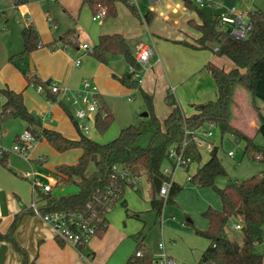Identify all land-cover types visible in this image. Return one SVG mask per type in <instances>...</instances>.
<instances>
[{
    "label": "trees",
    "instance_id": "1",
    "mask_svg": "<svg viewBox=\"0 0 264 264\" xmlns=\"http://www.w3.org/2000/svg\"><path fill=\"white\" fill-rule=\"evenodd\" d=\"M27 0H13L16 3H25ZM187 9L196 12L199 24L190 21L188 25L199 33V38L194 44L182 42L194 50L212 49L214 55L225 57L234 65L228 72L223 71L215 64L208 62L204 69L212 77L217 98L205 104L192 105L194 114L185 117L169 91L165 102L171 108L169 115L160 122L154 115L152 97L144 93L134 79V73L123 74L114 77L124 87L137 89L144 102L146 113L150 117L153 132L148 144L139 145L141 132L136 126L129 125L122 128L117 137L107 143H98L83 135L73 121L66 105L59 102L60 108L73 125L77 139H68L61 133L43 127L42 119L31 114L25 107L21 92L3 87L0 96L5 100L0 107V121L17 119L26 125L37 141L45 140L46 143L57 153H65L70 150H78L80 156L73 165L55 166L53 173L57 176L58 185L74 187L75 193L57 195L37 191L36 203L41 214L50 212H62L67 215L80 214L86 219L91 218V225L95 229V237L103 235L107 228V214L109 210L119 203L126 211L123 194L126 184L113 177L112 168L121 166L128 169L133 175L145 179L151 184L150 208L157 214L161 213L165 204H174V198L182 187L172 183L167 198H159L153 187V178L164 179L162 174L163 163L166 162L168 150L180 144L184 139V132H193L202 128L207 123H214L222 135L230 134L243 142V154L248 159L264 161V148L253 143V137L236 129L231 125L232 108L235 105L234 93L237 87L242 88L249 98L250 109L258 126L264 125V108L262 109L256 98V84L264 83V11L259 9L248 12L247 17L252 24V30L248 37L243 40L235 39L227 30L221 28L218 15L204 16L202 9L191 0H179ZM115 3L126 6L129 12L146 24L150 23L154 13L147 11L140 15L132 0H82L92 10L93 15L98 8L105 9V17L116 15ZM23 44L22 55L29 54L33 50L42 47L38 41L36 30L33 25H28L21 30ZM59 43L62 47L77 46L76 32L66 31ZM50 49H55L54 44H47ZM89 55L96 61L106 64L110 56H122L128 68L140 71L141 67L136 63L133 53L130 51L125 39L118 34L102 35L98 37L97 44L89 51ZM27 86L35 85L42 87L47 94V101L55 102L57 99L48 91L50 83H42L33 73L21 71ZM113 117L101 103L94 121L95 127L103 133L111 124ZM187 147L185 155L190 163L199 162L200 154L196 150L191 136H186ZM7 157H0V165L7 168ZM167 163V162H166ZM226 176L225 170L216 156V150L210 153L207 162L197 168L196 173L189 177L190 183L198 188H211L218 196L221 209L206 208L201 216L207 220L208 226L205 231L195 230V234L208 241V245L201 254L196 264H262V256L255 253V247L260 245L263 239L262 225L264 223V173L251 176L242 182H232L224 188H217L214 181L218 177ZM30 207L20 204L19 211L13 215L5 232H0V242L4 241L11 245L12 249L20 258V264H32L29 262L27 251L16 240L15 234L22 221L27 216H32ZM233 219L234 224H240V233L243 240L241 244L228 239L225 233L227 223ZM190 224V223H189ZM191 225V224H190ZM138 236V235H137ZM137 236L134 238L136 239ZM61 241V240H60ZM136 252H141L140 257L130 258L127 264H153L152 254L138 243ZM83 252L85 246L77 247Z\"/></svg>",
    "mask_w": 264,
    "mask_h": 264
},
{
    "label": "rangeland",
    "instance_id": "2",
    "mask_svg": "<svg viewBox=\"0 0 264 264\" xmlns=\"http://www.w3.org/2000/svg\"><path fill=\"white\" fill-rule=\"evenodd\" d=\"M202 1L203 3L207 1L213 3V6L210 8H202V12L206 18L210 14L221 16L227 15L230 10H235L244 15L243 21L246 22L248 12H253L256 9L264 11V0ZM132 2H134L139 14L142 13V15L149 11L150 7L155 8L156 4H158L152 3L150 0H132ZM166 3L174 7V4L180 3V1L162 0L159 4L164 6ZM23 5L27 7L25 12L21 11ZM71 10L72 9H69L67 6L62 5V0H27L25 3H16L15 5L12 0H0V89H2L5 84H7L8 87L14 86L17 89H22L24 86V80L21 74L22 70L33 73L42 83L48 80H50V83H64L61 82L62 80H59V78H65L67 74L66 69L63 70V65L69 64L68 59L74 60L76 56L75 49L72 46H57L55 49H50L46 46V43L52 41L54 44H57L58 39L66 31L75 30L76 26L81 23L90 33H93V27L95 26L92 22L93 13L89 7H82L80 10L77 8L76 11ZM182 14L184 13L180 11L179 15ZM29 21H32L38 41L43 44V47L41 49L37 48L29 54L22 55L23 44L20 31L28 26ZM77 42H80V44L88 43L81 39ZM213 46L214 45L211 46L212 49L214 48ZM61 48L65 49V55L61 52H56ZM89 51H91V49ZM92 59L94 62L101 64L94 58ZM100 66L106 69L111 68L117 76L123 75L128 70L126 62L122 57L107 58L106 65L102 64ZM107 76L110 77L109 75ZM109 82L110 81L106 80L107 84ZM111 89L114 88H110L109 91ZM245 95L246 94L240 87L235 89L234 97L238 98L241 105L245 103ZM58 103V100L55 102L47 101V94L45 93L38 94L35 85H30L24 94V104L31 114L37 115L42 110L52 106V108H54L52 110V117L54 120L49 126L56 128L63 134L74 135L75 133L71 128L69 120L66 116L58 112L60 106ZM109 103L113 115L111 124L103 133H100L94 123L91 122V129L85 136L98 143H107L116 138L122 128L133 125L141 132L139 145L145 147L149 142L153 127L150 117L140 116L142 113L146 112L140 93L131 92L126 95L116 94L110 97ZM249 110L251 111V109ZM249 110L247 111V115H249ZM85 123L86 121L82 122V124ZM244 126L247 128V130H245L246 134L253 137V143L256 146L264 148V132L257 129L252 133L251 130H248L250 128L247 124ZM234 127L239 130L238 126L235 125ZM261 129H264V125L261 126ZM23 130V123L17 119L0 121V132L2 133L0 146L5 151H8L7 168H3L0 165V188H2V191L4 190L8 193L3 194L6 200L10 199V201L17 204L15 198L17 196L22 204L30 207L31 201L36 199V195H32L30 184L27 179H25L24 175L32 171L46 175L48 174L47 170L55 165H72V163L77 160L79 151L70 150L59 154L50 147L44 145L43 149H45V151L43 152L46 154V162L42 165L36 162H27L23 157L12 152V146L14 145L12 140L16 134H20ZM212 140L216 141L218 144L216 156L226 173V177L220 178L218 181L219 183H226L228 181H231V183L242 182L253 175L264 173V161H259L257 159L251 160L244 156L242 141L237 140L230 134L221 136L218 129L213 130ZM228 151L234 152L233 158H229L226 155ZM199 153L200 161L192 164L190 175H192L208 158L209 153L203 149H200ZM167 166V163L164 162L163 168H167ZM182 178L181 174L177 175L176 183L181 185L180 187H182V190L175 196V203L166 204L164 207L162 214V218L164 219L162 221V231L174 261L177 264H193L200 254V251L205 248L207 243L204 238L194 234L192 226L197 229L205 227L206 223L201 216V212L203 208L211 205L210 202L218 203V199L211 190L208 194H203V191L199 190L200 188L196 187L194 184L190 182L184 184ZM142 179L139 186L140 193H135L134 187H129L124 192L123 198L126 201L127 211L125 212V209L122 208L119 203H116L109 210L106 217L108 223L111 224V222H114L120 224L121 227H125L124 230L127 234V238L118 249V254L122 255L124 258H128L135 253L137 244L134 237L137 234L140 233L142 235L145 248H148L152 252H154L156 243L159 239L158 235L161 230L159 222L161 219H158V217L155 218L154 213L150 212V189L148 188L150 183L146 179ZM75 192L76 189L74 187H64L63 190H57L56 194L68 195ZM35 207L38 208L37 203ZM31 217H34L43 225L45 224L47 226L37 215L33 214ZM186 219L190 220L192 226L186 225ZM233 223L235 222L231 219L227 223L225 230L228 239L236 242L240 240L241 234L235 230ZM16 258H18V256H16Z\"/></svg>",
    "mask_w": 264,
    "mask_h": 264
},
{
    "label": "crops",
    "instance_id": "3",
    "mask_svg": "<svg viewBox=\"0 0 264 264\" xmlns=\"http://www.w3.org/2000/svg\"><path fill=\"white\" fill-rule=\"evenodd\" d=\"M160 1L162 0H158L157 2H155V4L158 3L156 4L155 8L150 7V10H152L151 12H153L154 15L150 20L149 24H146L145 22H143V20L134 17L125 5L121 3H115L116 15L114 17L104 19L100 24L92 21L95 25L93 27V33L88 32L82 23L80 25H77L74 31L76 32L77 41L81 39L89 43H84L88 46L89 50L97 44L99 36H110L115 34L121 35L125 39L132 53L137 47L142 45H148L152 47L153 53L148 61V64L142 67L140 71H138V75L134 79L138 82L139 88L144 93L152 97L154 115L160 122H162L171 111V108L168 107L165 102L166 94L169 91L173 95L175 102L179 105L183 115L185 117H189L194 114V110L191 107L192 105L205 104L209 101H215L217 98V90L215 83L210 74L204 69V66L208 62H211L223 71L228 72L233 69L234 65L227 58L217 57L216 55H214V48L207 50H194L181 44L182 42L194 44V41L199 38V33L193 28H191L188 23L190 21H193L194 23L199 24L200 20L198 19L195 11L187 10L183 5H181V3H175L174 7H171V5L168 3H166L164 6L162 4H159ZM62 5L67 6L69 9H72L71 11H76L77 8L78 10H80L82 7H87L86 5H82V0H62ZM26 10V5H23L21 11L25 12ZM180 11L184 14L179 15ZM140 14L142 15V13ZM28 25H33L32 21H29ZM48 43L52 45L54 44V42L52 41H49L46 44ZM84 44H80V42H77V46L74 47L76 56L74 60L67 58L69 60V64L63 65V70L66 69V77L63 79L59 78V80H62L61 82L64 83L61 84L67 85L71 90L79 89L81 86V82L84 79L91 81L97 87L100 105L101 103H103L106 109L112 115L109 103V99L111 96H115L116 94L126 95L127 93L138 92V90L129 89L122 86L116 80V78H114L121 77L122 75L117 76L116 74H114L111 68L106 69L105 67L100 66L102 65V63L99 64L94 62L93 59L88 56L89 50H83L80 47ZM54 45L61 46L59 43V39L57 44ZM42 47H40V49ZM56 52H61L65 55L64 52L66 51L65 49L61 48ZM113 57L122 56H110L108 58ZM76 59H80L79 65L77 66L74 65ZM126 67H128L127 63ZM107 75H109L110 77H108ZM22 79L24 80V86L22 87V89H17L14 86L8 87L7 84L3 85V87H7L13 90L14 92H21L23 95L24 102V94L29 86H27L26 81L23 77ZM106 80L110 82L107 84ZM110 88L114 89H111L109 91ZM242 91L246 94L244 97L245 103L241 105L238 98L234 97L235 105L232 108V117L230 120L231 125L238 126L239 130L241 128V130L245 133V130H247V128L244 126L245 124H247V126L250 128L248 130H251L252 133L257 129L259 131L264 132V129H261V126H258L256 124L255 117L249 110L250 104L247 93L243 89ZM256 98L259 106L263 109L264 83L261 81L257 82L256 84ZM4 101L5 100L1 97V105L4 103ZM53 109L54 108L50 106L48 107V109L42 110L41 112H39V114L36 115L39 118H46V120L43 122V127L57 131L68 139H77V133L70 121L69 122L71 124V128L75 133H73L74 135L63 134L56 128H52L51 126H49L53 123L54 120V118L52 117ZM248 110L249 115H247ZM58 112L66 116L60 106ZM23 125L25 129L26 125L24 123ZM18 135L19 134H16L14 136L12 140L13 143L17 140ZM213 142L216 145L215 150L217 153L218 144L214 140ZM44 145L50 147L44 139L41 141H37L32 152L30 153L29 160L26 161L38 163L37 159L39 157H43L46 162V154L43 152L45 151V149H43ZM209 157L210 153L208 154L207 160L209 159ZM207 160L201 166H203L207 162ZM76 161L72 163V165L75 164ZM193 163L194 162L190 163L183 170L175 171L172 182L181 186L180 184L176 183L177 175L181 174L183 177L182 181L184 182V184H187L189 181V177L193 176L197 170L196 169L195 172L190 175V168L192 167ZM55 166L50 169L47 168L48 174L46 175H53L57 179V176L53 173ZM223 177H218L215 179L214 185L217 188H224L226 185L231 183V181H228L226 183H219V179ZM142 178L145 179V177H141V182L143 180ZM57 187V189L59 190L60 185H58ZM148 188L151 189V184ZM199 190L203 191V194H208L210 190L214 192L211 188H200ZM134 192L140 193V189ZM31 193L33 195L32 188ZM3 194L8 193H6V191L4 190L2 191V188H0V232H5L13 215L19 211L20 204H22L17 196L15 197L17 204H15L10 201V199L6 200V198L3 197ZM215 196L218 199V203L210 202L207 200L211 203V205H208L203 208L201 214L209 206L217 210L221 209L220 200L216 194ZM165 205L162 207L160 214H157L150 208V212L154 213L155 218L158 217V219H161L159 222L161 230L158 235L159 239L156 243L154 252H152L148 248H145L152 254L153 259L160 253L158 244L161 242L163 243L167 254H169L170 257L173 259L172 255L170 254L169 247L165 242L162 231V221L164 220L162 218V214ZM24 206L29 207L26 205ZM189 223L191 224L190 220L186 219V225H190ZM205 223V227L200 228L201 230L194 228L191 224L190 226H192L194 234L196 229L200 231H205L208 226L207 220H205ZM124 228L125 227H121L120 224H116L114 222H111L110 224L107 221V228L103 235L100 237H92L86 244L83 252H80L71 244H66L57 239L54 232L48 225H43L39 220L31 216L24 218L20 227L16 231L15 237L19 245L27 251L29 262L32 264H127L130 258L134 260L135 253L128 258H124L122 255L118 254L119 247L127 238V234ZM238 232L240 233V231ZM137 235V238L135 239L136 244L141 243L145 247L142 235L140 233ZM242 240L243 237L241 234L240 240L236 241V243L241 244ZM205 241L207 243L205 246L206 248L208 245V241L206 239ZM10 246L11 245L7 242H0V264H20L19 256L13 249L12 250L14 252L11 250L12 247L10 248ZM205 248L200 251V254L195 259L193 264H196V262L200 259L201 254L203 253ZM254 252L262 256V264H264V241L260 245L255 247ZM16 256H18V258H16Z\"/></svg>",
    "mask_w": 264,
    "mask_h": 264
},
{
    "label": "built area",
    "instance_id": "4",
    "mask_svg": "<svg viewBox=\"0 0 264 264\" xmlns=\"http://www.w3.org/2000/svg\"><path fill=\"white\" fill-rule=\"evenodd\" d=\"M57 1V0H54ZM158 0H151L155 3ZM134 4V2H132ZM199 8L213 6L211 1L203 3L202 0L193 1ZM14 4V3H13ZM15 5V4H14ZM105 17V9L98 8L96 14L92 15V21L100 24ZM219 17V24L221 28L227 30V32L235 39L243 40L248 37L252 30V24L247 17V21H243L244 15L241 12L230 10L227 15H221ZM83 50H89L87 45L80 46ZM153 49L151 46L142 45L135 49L134 59L136 63L142 68L148 64L150 57L152 56ZM80 59H76L74 65H79ZM129 73H134V78L138 75V71H135L132 67L128 68ZM48 91L51 95L55 96L56 99L66 105L70 111V115L73 121L76 123L80 132L85 135L91 127V122L94 123L96 114L99 110L100 101L97 87L89 80L84 79L81 82L79 89L71 90L67 85L59 83H50L48 85ZM37 92L42 94L44 89L37 87ZM42 122L46 118L41 117ZM86 121L85 124H82ZM217 129L214 123H207L202 128H199L193 132H184V139L176 146L171 147L167 152V168L161 169L164 179L161 180V185L157 196L167 198L169 189L172 185V179L175 171L183 170L190 164V159L185 155L187 147L186 136L190 135L191 140L194 143L196 150L199 153L200 149L208 153H212L215 150V143L213 142V130ZM2 139V133L0 132V141ZM37 140L28 129H24L17 137V140L12 146V152L20 155L25 160H29L30 153L32 152ZM8 155V151H5L0 146V157ZM229 157H233L234 152L229 151L227 153ZM257 156L256 159H259ZM39 164L45 163L43 157L37 159ZM113 177L118 178L120 181L125 183L129 187H134V191L139 189L141 179L133 175L128 169L121 166H114L112 168ZM25 179L30 183L33 194L36 195L37 191L42 193H52L58 190V180L53 175H41L37 172H30L24 175ZM36 201L31 202L30 208L33 214L40 217L47 225L54 231L57 239L64 243H70L73 247L77 248L80 246H86L92 237H95V229L91 225V218L86 219L80 214L67 215L62 212H50L41 214L38 208L35 207ZM235 230L240 231V224H233ZM263 239H264V223L262 225ZM160 253L154 257V264H176V262L167 254L163 243L158 244ZM135 257H140L141 252H135Z\"/></svg>",
    "mask_w": 264,
    "mask_h": 264
},
{
    "label": "water",
    "instance_id": "5",
    "mask_svg": "<svg viewBox=\"0 0 264 264\" xmlns=\"http://www.w3.org/2000/svg\"><path fill=\"white\" fill-rule=\"evenodd\" d=\"M47 83H50V81H47ZM140 116L141 117H148V114L146 112H144ZM152 183H153V187H154L155 192L158 193L159 189H160V185H161V180L159 178L155 177V178H153Z\"/></svg>",
    "mask_w": 264,
    "mask_h": 264
}]
</instances>
